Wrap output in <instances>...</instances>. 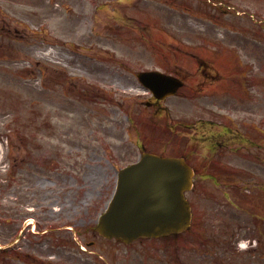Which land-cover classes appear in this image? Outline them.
<instances>
[{
	"label": "rangeland",
	"instance_id": "rangeland-1",
	"mask_svg": "<svg viewBox=\"0 0 264 264\" xmlns=\"http://www.w3.org/2000/svg\"><path fill=\"white\" fill-rule=\"evenodd\" d=\"M202 1L197 9L196 0H0V244H9L13 236L11 219L3 221V216L11 218L13 205L30 208L33 197L58 203V207L63 202L48 179L61 178V171L76 175L98 162L104 172L110 158L120 160V165L138 158L136 146L123 141L130 130L123 132L125 110L119 107L142 114L143 120L147 112L121 94L124 87L135 84L133 71L157 64L156 59L169 51L183 53L178 58L181 72L191 63L190 70L201 67L202 59L211 58L206 55L209 52L215 58L212 65L232 76L226 80L243 83L253 76L261 109L258 119H264V0ZM237 10L245 12L246 22L237 17ZM161 44L164 48L156 54ZM189 47L200 50L199 56L191 58ZM225 50L247 70L224 67L216 56ZM214 77L220 80L219 74ZM61 86L87 96L63 95ZM91 91L110 92L119 106L106 102V95L90 98ZM180 100H165L171 115L184 113L174 108ZM61 105L71 106L72 113L63 112ZM173 118L164 123L173 125ZM181 129L179 125L178 132ZM243 163L250 167L248 160ZM21 178L46 179L40 193L25 189L20 201ZM246 194H252V189ZM236 212L242 228L233 219L229 232L234 231L238 240L239 236L254 237L256 225H264L244 210ZM177 241L179 246L169 258L187 264L184 239ZM151 254L152 259L162 256ZM249 256L232 245L226 255L216 249L212 261L252 264ZM0 264H12L8 250L0 252Z\"/></svg>",
	"mask_w": 264,
	"mask_h": 264
},
{
	"label": "flooded vegetation",
	"instance_id": "flooded-vegetation-1",
	"mask_svg": "<svg viewBox=\"0 0 264 264\" xmlns=\"http://www.w3.org/2000/svg\"><path fill=\"white\" fill-rule=\"evenodd\" d=\"M214 118L207 117L206 119H202L197 121H193L190 126L200 128L203 135V143L202 152L203 159H207L212 156H216L219 152L223 150H230V155L228 157V164L226 166V171L224 173V177L216 172L202 171V178H205L203 174H207L208 178L214 180V182L222 180L223 185H234L237 186L238 182L241 183L243 174H246L248 181V185L252 184L258 190L255 195V200L250 206H252L251 214L264 213V119H258L256 123L253 122H244V125L247 126V130L250 131L249 135H246L247 144L241 145L242 135L238 129L232 131L233 135L231 139L226 142H222V140L217 136L218 134L215 132L216 126H214V122L211 121ZM252 125V126H251ZM254 129V132L251 130ZM195 130V131H196ZM246 146V147H245ZM252 147V150L249 149ZM248 149V154L245 150ZM250 152V153H249ZM252 152V153H251ZM248 160L250 162L249 168L243 167V162ZM245 164V163H244ZM221 175V176H218ZM223 178V179H220ZM258 193L260 197H258ZM240 196H237L233 202V205L240 203ZM249 206L248 203H246ZM234 223L237 228L241 229L242 226L240 223V219L238 216L234 217ZM236 228V229H237ZM255 230V244L256 247L252 251V256L255 258H263L264 255V225L257 224ZM234 233L232 236V241L230 243V247L235 242ZM225 249V248H224Z\"/></svg>",
	"mask_w": 264,
	"mask_h": 264
},
{
	"label": "water",
	"instance_id": "water-1",
	"mask_svg": "<svg viewBox=\"0 0 264 264\" xmlns=\"http://www.w3.org/2000/svg\"><path fill=\"white\" fill-rule=\"evenodd\" d=\"M158 166L155 172L144 173L143 166L127 171L121 179L114 206L108 216L110 221L122 222L123 228L113 231L128 236L142 233L136 225H132L129 219L135 222L147 224L158 215V210L170 201L177 203V209L181 207V189L185 186L187 169L180 159H160L149 157ZM185 178V179H184ZM160 207L159 204L163 203Z\"/></svg>",
	"mask_w": 264,
	"mask_h": 264
}]
</instances>
